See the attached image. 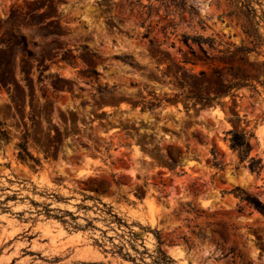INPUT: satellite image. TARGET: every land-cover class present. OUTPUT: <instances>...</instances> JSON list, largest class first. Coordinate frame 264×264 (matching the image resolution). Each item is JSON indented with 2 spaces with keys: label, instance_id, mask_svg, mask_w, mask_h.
Listing matches in <instances>:
<instances>
[{
  "label": "clouds",
  "instance_id": "obj_1",
  "mask_svg": "<svg viewBox=\"0 0 264 264\" xmlns=\"http://www.w3.org/2000/svg\"><path fill=\"white\" fill-rule=\"evenodd\" d=\"M0 264H264V0H0Z\"/></svg>",
  "mask_w": 264,
  "mask_h": 264
}]
</instances>
